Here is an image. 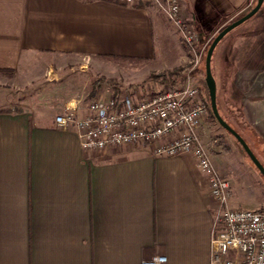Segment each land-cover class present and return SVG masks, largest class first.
<instances>
[{
    "label": "crops",
    "instance_id": "crops-1",
    "mask_svg": "<svg viewBox=\"0 0 264 264\" xmlns=\"http://www.w3.org/2000/svg\"><path fill=\"white\" fill-rule=\"evenodd\" d=\"M246 1L180 6L208 25ZM177 34L142 3L0 0V264H140L155 255L209 264L216 204L191 154L157 156L142 144L84 151L54 120L66 105L84 116L90 83L113 69L145 78L139 69L154 64L162 41L182 42Z\"/></svg>",
    "mask_w": 264,
    "mask_h": 264
},
{
    "label": "built area",
    "instance_id": "built-area-1",
    "mask_svg": "<svg viewBox=\"0 0 264 264\" xmlns=\"http://www.w3.org/2000/svg\"><path fill=\"white\" fill-rule=\"evenodd\" d=\"M111 1L151 6L166 17L183 44L194 51L197 34L181 9L180 0ZM207 108L199 86L186 77L181 85L164 82L123 94L107 87L88 102L84 116L66 105L54 120L59 129L77 135L84 151L142 144L151 146L157 156L191 154L205 175L216 204L209 264H264V209L229 206L230 182L215 170L198 134ZM140 264H166V257L155 255Z\"/></svg>",
    "mask_w": 264,
    "mask_h": 264
},
{
    "label": "rangeland",
    "instance_id": "rangeland-1",
    "mask_svg": "<svg viewBox=\"0 0 264 264\" xmlns=\"http://www.w3.org/2000/svg\"><path fill=\"white\" fill-rule=\"evenodd\" d=\"M255 3L256 0H247L234 11V16H224L220 21L208 25L193 22L197 34L194 51L188 49L178 38L174 41H162V54L158 60L151 67L139 69L140 73L147 72L145 78L139 76L138 79L130 80L132 78L119 67L113 69L117 72L114 77L98 76L105 80L101 81L99 90L94 91L87 100L89 102L107 87L113 93L123 94L133 88L157 86L164 83L163 76L179 69L178 77H189L199 86L202 96L207 100V113L198 134L203 146L211 155L217 156L228 171L222 175L215 169L230 182V204L233 200L238 207L264 209V177L237 140L216 121L210 110L204 81V59L210 42L224 26L247 13ZM176 32L178 33L177 29ZM211 72L216 84L219 114L243 137L264 166V1L251 18L233 28L218 42L211 57ZM151 74L156 77L147 78ZM2 78L4 79L0 75V79ZM9 78L11 74L5 73L6 82ZM106 79L114 80L110 83ZM182 83L183 81L177 85ZM29 91L30 87L23 89L25 96Z\"/></svg>",
    "mask_w": 264,
    "mask_h": 264
},
{
    "label": "water",
    "instance_id": "water-1",
    "mask_svg": "<svg viewBox=\"0 0 264 264\" xmlns=\"http://www.w3.org/2000/svg\"><path fill=\"white\" fill-rule=\"evenodd\" d=\"M264 0H256L255 5L244 15L240 16L236 20L230 22L226 26H224L212 39L210 42L204 59V81L208 90V96H209V103H210V110L215 117L216 121L219 123V125L224 128L227 132H229L241 145L244 152L247 154L251 162L254 164L256 169L259 171V173L264 177V166L259 161V159L256 157L252 149L249 147L247 142L243 139V137L229 124L227 123L219 114V111L217 109L216 104V84L214 77L211 72V57L213 54V51L218 44V42L233 28L236 26L242 24L249 18H251L261 7Z\"/></svg>",
    "mask_w": 264,
    "mask_h": 264
},
{
    "label": "trees",
    "instance_id": "trees-1",
    "mask_svg": "<svg viewBox=\"0 0 264 264\" xmlns=\"http://www.w3.org/2000/svg\"><path fill=\"white\" fill-rule=\"evenodd\" d=\"M178 75H179V69H174L167 76H163L162 81L168 82L171 85H177L185 80V75H181L179 77ZM153 77L156 76L151 74L147 78H153ZM102 80H105V78H100V79L98 78L91 82V94L95 91L96 88H98ZM106 80L107 82L113 83L114 79H106Z\"/></svg>",
    "mask_w": 264,
    "mask_h": 264
}]
</instances>
